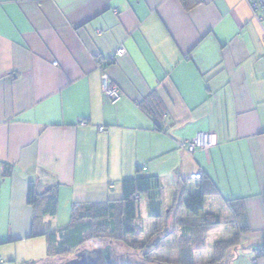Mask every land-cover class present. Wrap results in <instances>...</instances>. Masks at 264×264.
<instances>
[{
	"label": "crops",
	"instance_id": "0c3cea01",
	"mask_svg": "<svg viewBox=\"0 0 264 264\" xmlns=\"http://www.w3.org/2000/svg\"><path fill=\"white\" fill-rule=\"evenodd\" d=\"M119 47L105 67L122 94L112 104L97 59ZM202 131L213 145L184 150ZM141 176L158 178L133 219L145 223L138 241L155 253L139 257L105 237L48 255L47 238L31 235L29 180L57 184V212L45 220L66 237L74 202L120 199L122 180ZM200 192L193 215L184 201ZM233 200L249 230L236 234L223 264H264L251 246L264 242V19L245 0L189 9L180 0H0V264H97L92 249L106 246L117 264L128 255L164 264L158 250L172 237L212 251L237 233ZM202 214L221 220L203 236Z\"/></svg>",
	"mask_w": 264,
	"mask_h": 264
},
{
	"label": "trees",
	"instance_id": "16d2710c",
	"mask_svg": "<svg viewBox=\"0 0 264 264\" xmlns=\"http://www.w3.org/2000/svg\"><path fill=\"white\" fill-rule=\"evenodd\" d=\"M180 1L185 9H189L198 3V0ZM10 170L11 167L8 164H4V175H8ZM197 180H201L200 185L202 186L204 176L201 174ZM28 184V202L33 207L31 235L45 236L47 238L48 255L67 251L65 249L70 250L84 243L105 237L127 244L131 247V251L134 254L138 255L139 253L137 252L140 251L143 252V256L148 254L145 248L148 242L130 240L127 239V236L136 235L137 233V229L133 225V219L138 210V202L140 198L151 196L153 191L158 188V178L156 176H141L122 180V196L117 200H111L103 204L74 202L70 209V232L66 237L62 236L61 231L54 230L50 226V223L45 220L46 217L54 216L57 212V184L47 185L43 189H41L35 179L29 180ZM203 203L204 194L200 192L188 195L184 201V206L191 214L199 215L203 209ZM227 205L233 215L234 222L238 225V230L231 239L219 241L215 244L214 251L218 254L217 257L233 244L240 232L249 230L241 200L227 201ZM220 223L221 220L217 215L202 214L197 226L201 227L202 231L200 234L203 236L204 230L210 229ZM187 243L184 240L180 242L182 248H185L188 245ZM251 246H257L254 250L261 254L264 253V242L262 244H251ZM189 253L191 256V252ZM217 257L215 255V261L218 260Z\"/></svg>",
	"mask_w": 264,
	"mask_h": 264
},
{
	"label": "rangeland",
	"instance_id": "374dc122",
	"mask_svg": "<svg viewBox=\"0 0 264 264\" xmlns=\"http://www.w3.org/2000/svg\"><path fill=\"white\" fill-rule=\"evenodd\" d=\"M144 198H142V204H141V211H143L144 213V210L146 208V204L144 202ZM180 219H183V218H180ZM179 219V220H180ZM133 225L134 227L138 230V234H136L135 236L134 235H131V236H127V239H132V240H139L140 237H145L143 236L144 234H142L143 232H140L141 231V228H143L145 226V223L144 222H140L139 221H135L133 222ZM142 231H145V230H142ZM177 234H175L174 236H176ZM93 242V241H91ZM90 242V243H91ZM97 243V241L93 242L91 245H95ZM177 243H178V237L177 239L175 240V237L172 239H164L163 242H162V248H160V250H158V252L160 253V255L162 257H164V264H200L202 261L205 262L204 264H212L213 262H218L219 264H223V261H224V258L222 257V254L217 257V253L214 251V246L212 248V251L207 248L209 247L208 246H201L199 245V247L194 251L193 248L191 246H185V248H182L181 244H180V247L177 246ZM188 244V243H187ZM169 245V246H168ZM94 251H96L97 253H95ZM193 252L194 253V256L191 257L190 256V253L189 252ZM83 252V251H82ZM92 252H93V256H97L96 259H94V261H97L98 263L97 264H108L109 262H112L114 264H117L115 263L114 261H117L115 256L113 255V253L111 252V248L106 246L104 247L103 249H92ZM151 252H156V250H152V251H149V253ZM139 253L138 256L142 257L143 255V252H137ZM148 253V255H149ZM215 254L216 257L218 258V260H214L212 263H207L209 257H208V254ZM218 253H219V250H218ZM85 254V253H84ZM137 255V254H136ZM85 256V255H84ZM138 256H131V255H128V256H125L123 257V260L126 261V263L128 264H138V262L140 261L138 259ZM179 256V257H178ZM84 259V261H86V257H82ZM125 258V259H124ZM79 260V259H78ZM78 260L76 262H78ZM71 264H74L73 260L70 261ZM145 262V261H144ZM7 264H14V263H7ZM76 264H79V263H76Z\"/></svg>",
	"mask_w": 264,
	"mask_h": 264
},
{
	"label": "built area",
	"instance_id": "2783aa9c",
	"mask_svg": "<svg viewBox=\"0 0 264 264\" xmlns=\"http://www.w3.org/2000/svg\"><path fill=\"white\" fill-rule=\"evenodd\" d=\"M245 2L248 4L252 16L255 20L258 22H261L264 19V0H245ZM124 53V48L119 47L117 48L114 55H111L109 58H99L97 59V67L100 69H103V72L100 76L101 81V88L103 94L109 99V101L114 104L117 103L121 97V91L120 88L111 81L108 74L105 71V67L108 65L110 61H114L115 58L121 54ZM54 65L56 63L54 62ZM79 124H84V120H79ZM100 130H104V128H100ZM213 145V136L210 132L202 131L198 132L193 138L185 140L183 142L182 147L184 150H186L188 153L192 154L197 149H205L210 148ZM201 176V172H196L191 175L192 179H198ZM254 263V261H252Z\"/></svg>",
	"mask_w": 264,
	"mask_h": 264
}]
</instances>
